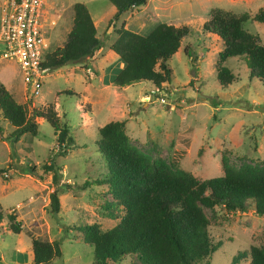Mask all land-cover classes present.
<instances>
[{"label":"rangeland","instance_id":"1","mask_svg":"<svg viewBox=\"0 0 264 264\" xmlns=\"http://www.w3.org/2000/svg\"><path fill=\"white\" fill-rule=\"evenodd\" d=\"M74 2L83 3L93 19L108 5L107 0H43L40 19L44 36H52L45 52L65 41ZM146 3L144 13H138L145 20L144 31L157 22L185 25L189 30L168 60V80L159 87L167 98L164 104L156 99V93L153 95L155 86L148 82L122 88L112 85L122 64L108 49L114 38L111 29L100 33L105 18L97 23L101 47L93 59L49 70L43 74L36 95L25 91L15 62L0 61V84L14 100L22 103L30 95V107L34 108L52 102L71 138L66 152L61 154L50 125L36 118L35 135L25 133L17 141L0 139V168L4 170L0 175V208L2 212L12 211L20 222L17 235L0 229V264L31 263L32 238L60 243L61 255L48 264H93L92 249L82 241L79 226L96 223L108 229L116 221L113 206L105 207L112 201L106 186L93 182L105 172L94 142L97 128L108 121L123 120L132 145L197 179L221 175V158L235 168L264 162V86L248 78L244 58L235 56L222 64L230 70L233 80L227 87H220L214 66L221 43L201 30L211 8L252 15L264 6V0H145ZM49 20L53 21L51 29H47ZM118 24L119 21L115 25ZM128 28L135 29L130 25ZM242 28L264 43V23L249 19ZM64 90L74 94L56 95ZM11 129L0 117V131L6 136ZM49 164L51 169L44 170L43 165ZM53 187L58 189L57 212L49 209L48 195ZM203 212L209 220L211 238L220 242L198 264H246L247 258L234 263L231 260L247 252L251 245L264 244V216L251 211L227 213L219 206L203 208ZM1 226H6L5 218ZM109 264L138 263L133 256L125 255Z\"/></svg>","mask_w":264,"mask_h":264},{"label":"trees","instance_id":"2","mask_svg":"<svg viewBox=\"0 0 264 264\" xmlns=\"http://www.w3.org/2000/svg\"><path fill=\"white\" fill-rule=\"evenodd\" d=\"M107 1L114 7L106 26L114 35L108 49L122 63L112 78V85L122 88L144 81L160 87L168 80V60L188 34V28L157 22L146 33H137L125 28L120 17L125 11L143 5L145 0ZM71 9V26L66 39L61 46L43 54L42 74L66 64L83 63L101 47L86 6L74 2ZM249 19L264 23V6L252 15L214 7L201 24L203 32L217 37L221 43L214 70L222 88L233 80L223 61L235 56L244 58L248 78L264 86V43L242 28V23ZM183 49L189 54L187 48ZM57 94L74 93L64 90ZM31 104L30 95L18 103L0 84V117L12 127L6 136L0 131V139L10 137L17 141L25 133L35 135V119L41 118L52 128L57 147L64 154L71 138L54 104L46 102L40 108L30 107ZM94 145L105 172L93 182L106 186L112 201L109 205L105 203V207L113 206L112 211L117 215H112L116 221L108 229H101L96 223L79 226L82 241L92 249L93 264H109L125 255L133 256L138 264H198L208 258L220 242L211 238L203 208L211 210L219 206L227 213L251 211L264 216V162L244 163L235 168L221 158V175L197 179L188 171L160 157L152 158L132 145L124 131L123 120L99 126ZM43 169H51L50 164L43 165ZM3 172L0 168V175ZM55 177L56 172H53V183ZM57 193L58 189L53 187L48 195L52 212L58 211ZM3 218L5 227L1 226ZM0 229H4L2 233H19L20 222L15 220L12 211L2 212L0 208ZM30 252L31 264H48L61 255L60 243L32 238ZM241 258L248 259L246 264H264V244L251 245L247 252L236 254L231 263Z\"/></svg>","mask_w":264,"mask_h":264},{"label":"built area","instance_id":"3","mask_svg":"<svg viewBox=\"0 0 264 264\" xmlns=\"http://www.w3.org/2000/svg\"><path fill=\"white\" fill-rule=\"evenodd\" d=\"M43 0H0V61L9 60L18 66L23 87L33 95L41 84V61L47 48L41 22ZM165 103L163 89L155 87L153 94ZM24 264H30L28 262Z\"/></svg>","mask_w":264,"mask_h":264},{"label":"crops","instance_id":"4","mask_svg":"<svg viewBox=\"0 0 264 264\" xmlns=\"http://www.w3.org/2000/svg\"><path fill=\"white\" fill-rule=\"evenodd\" d=\"M147 3L144 4V5H141V6H138V7H134L132 9H129L127 11H125L122 15H121V18L123 19V24H124V27L128 28V26H134L135 29H130L134 32H137V33H140V34H143L141 32H143V28H145L146 24H145V20L142 19L141 17V14H138L139 12L140 13H144V10L147 9ZM89 12V11H88ZM114 12V7L108 2V5H106L104 7V9H101L99 13H97L94 17V19L92 18L91 14L89 13L90 17H91V20L95 26V30H96V36L97 37H100L99 34L100 33H104L105 29L107 28V20L108 18L112 15V13ZM139 16H138V15ZM127 16V17H126ZM106 20V24H105V27L103 28V30L99 33L98 30H97V23L104 19ZM141 19V20H140ZM126 21V22H125ZM52 23L53 21L49 20L48 24H47V29H51L52 27ZM147 28V27H146ZM48 31V30H47ZM144 32H147V31H144ZM105 33H108L107 31H105ZM111 34L108 35V38L110 39L111 37ZM51 35L48 34V37H45L46 38V42H47V46L51 43ZM100 50V48L95 52V54L93 55V57L96 55V53ZM110 51V50H109ZM111 53H113L112 51H110ZM113 55H115L113 53ZM116 56V55H115ZM93 57L91 59H93ZM117 57V56H116ZM122 64V63H121Z\"/></svg>","mask_w":264,"mask_h":264},{"label":"clouds","instance_id":"5","mask_svg":"<svg viewBox=\"0 0 264 264\" xmlns=\"http://www.w3.org/2000/svg\"><path fill=\"white\" fill-rule=\"evenodd\" d=\"M154 95V94H153ZM153 95H152V97H153ZM31 264V263H30Z\"/></svg>","mask_w":264,"mask_h":264}]
</instances>
